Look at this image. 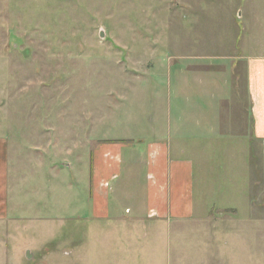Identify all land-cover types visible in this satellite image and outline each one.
Segmentation results:
<instances>
[{"label":"rangeland","instance_id":"1","mask_svg":"<svg viewBox=\"0 0 264 264\" xmlns=\"http://www.w3.org/2000/svg\"><path fill=\"white\" fill-rule=\"evenodd\" d=\"M249 35L264 43V0H0V134L19 145L0 264H264L259 144L201 155L190 218L119 204L136 175L106 188L97 175L108 215L90 204L95 148L151 138L166 79Z\"/></svg>","mask_w":264,"mask_h":264},{"label":"crops","instance_id":"2","mask_svg":"<svg viewBox=\"0 0 264 264\" xmlns=\"http://www.w3.org/2000/svg\"><path fill=\"white\" fill-rule=\"evenodd\" d=\"M253 40L249 35L241 44V40L234 43L236 52L220 53L214 57L216 64L188 63L183 77L174 82L168 77L160 96L166 108L160 118L156 109L155 118L144 129L151 138L109 139L95 148V152L100 149V160L95 159L92 167L90 204L94 211L99 209L104 215L109 211V193L107 189L97 193V175H104L98 182L105 188L115 178L137 176L139 191L121 187V198L115 195L119 204L126 201L131 212L146 207L147 217L153 219L192 217L194 175L204 157L201 155L208 154V149L226 148L229 138L235 149L243 147L241 142L250 147L259 144L264 167V43ZM158 97L155 95V106ZM177 100L179 106L174 103ZM17 146V137L13 140L12 134H0V219L7 215L11 199L18 203ZM236 154L241 156L239 150Z\"/></svg>","mask_w":264,"mask_h":264},{"label":"water","instance_id":"3","mask_svg":"<svg viewBox=\"0 0 264 264\" xmlns=\"http://www.w3.org/2000/svg\"><path fill=\"white\" fill-rule=\"evenodd\" d=\"M101 35V34H100Z\"/></svg>","mask_w":264,"mask_h":264}]
</instances>
